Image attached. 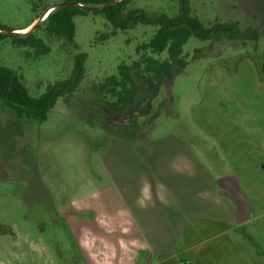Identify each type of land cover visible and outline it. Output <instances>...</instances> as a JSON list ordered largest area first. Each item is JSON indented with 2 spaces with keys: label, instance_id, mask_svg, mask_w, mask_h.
Here are the masks:
<instances>
[{
  "label": "rangeland",
  "instance_id": "1",
  "mask_svg": "<svg viewBox=\"0 0 264 264\" xmlns=\"http://www.w3.org/2000/svg\"><path fill=\"white\" fill-rule=\"evenodd\" d=\"M70 1L0 0V26L24 32L49 6ZM191 1L207 25L239 20L244 28L264 29V0ZM128 7L173 15L178 4L132 0ZM75 21L78 49L41 31L51 50L39 57L15 47L10 38L0 43V66L15 69L34 96L68 78L75 55L88 53L78 90L68 101L59 98L47 120L0 114V264L91 263L70 233L81 227L84 214L64 207L62 190L85 186L87 170L103 173L101 154L112 137L102 127L105 118L94 114L101 105L98 87L117 74L121 62L138 59L136 47L157 28L140 24L108 36L112 26L103 14L91 12ZM184 54L187 67L152 102L155 116L147 141L178 135L203 151L212 169L236 175L259 215L256 232L264 241V35L246 43L192 37Z\"/></svg>",
  "mask_w": 264,
  "mask_h": 264
},
{
  "label": "crops",
  "instance_id": "2",
  "mask_svg": "<svg viewBox=\"0 0 264 264\" xmlns=\"http://www.w3.org/2000/svg\"><path fill=\"white\" fill-rule=\"evenodd\" d=\"M102 151V174L87 170L85 186L62 190L64 207L85 215L70 233L90 264H264L259 215L238 177L190 141L112 137Z\"/></svg>",
  "mask_w": 264,
  "mask_h": 264
},
{
  "label": "trees",
  "instance_id": "3",
  "mask_svg": "<svg viewBox=\"0 0 264 264\" xmlns=\"http://www.w3.org/2000/svg\"><path fill=\"white\" fill-rule=\"evenodd\" d=\"M72 1L95 6L111 0ZM131 1L122 0L92 13L103 14L112 26L108 36H115L119 30L132 29L140 24L154 26L157 30L149 41L136 47L138 59L132 64L121 62L117 74L106 77L99 85L101 105L95 107L94 114L105 118L102 127L109 133V137L136 145L148 140L149 129L153 126L151 118L155 116L152 114L153 100L163 86H170L175 76L187 67L184 46L190 38L211 42L225 40L258 42L264 35V29L244 28L239 20L218 21L207 25L195 14L191 0H176L178 8L173 15L128 7ZM89 13L91 12L77 5L56 8L30 32L23 34L0 32V43L10 38L15 47L33 50L39 57L51 50L50 44L39 34L41 31L49 39L62 40L65 44L78 49L79 45L75 40V18ZM0 28L24 29L4 26ZM104 37L109 38L107 34ZM164 53L167 56L162 58ZM87 58V52L77 53L70 76L48 84L46 90L38 96L30 93L23 77L15 69L1 65L0 114L4 113L18 120H47L59 98L68 101L78 90L86 76Z\"/></svg>",
  "mask_w": 264,
  "mask_h": 264
},
{
  "label": "water",
  "instance_id": "4",
  "mask_svg": "<svg viewBox=\"0 0 264 264\" xmlns=\"http://www.w3.org/2000/svg\"><path fill=\"white\" fill-rule=\"evenodd\" d=\"M122 0H111V1H108L104 4H101V5H84L82 3H79L77 1H70V2H64V3H57V4H54V5H51L49 6L44 12L43 14L40 16V18L38 19V21L33 25H30L31 28L27 31H24L22 32L21 30H11V29H6V28H0V32L2 33H5V34H23V33H27V32H30L32 30H34L36 28V26L38 24H40L43 20H45V18L48 16V14L56 9V8H59V7H62V6H72V5H77L87 11H90V12H93V11H96V10H100L104 7H107V6H110V5H113L117 2H120Z\"/></svg>",
  "mask_w": 264,
  "mask_h": 264
},
{
  "label": "bare ground",
  "instance_id": "5",
  "mask_svg": "<svg viewBox=\"0 0 264 264\" xmlns=\"http://www.w3.org/2000/svg\"><path fill=\"white\" fill-rule=\"evenodd\" d=\"M31 28V26L30 27H28L26 30H23V31H27V30H29Z\"/></svg>",
  "mask_w": 264,
  "mask_h": 264
}]
</instances>
